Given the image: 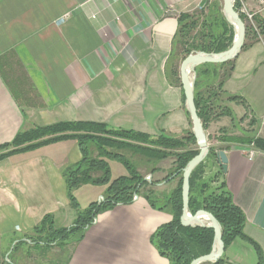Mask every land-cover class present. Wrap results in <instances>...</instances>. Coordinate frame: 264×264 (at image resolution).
I'll use <instances>...</instances> for the list:
<instances>
[{"label":"crops","instance_id":"0c3cea01","mask_svg":"<svg viewBox=\"0 0 264 264\" xmlns=\"http://www.w3.org/2000/svg\"><path fill=\"white\" fill-rule=\"evenodd\" d=\"M240 1L264 24V0ZM202 3L0 0V145L23 129L63 122L105 124L151 137H183L193 131L182 84L171 83L167 69L178 16L200 10ZM233 60L223 91L241 98L225 104L236 121L221 117L205 132L211 130L215 138L225 128L239 135L252 119L256 125L251 129L264 139V37ZM216 142L228 157L227 187L246 216L245 234L264 252V152ZM90 151L97 157L94 145ZM82 158L78 141L69 139L0 160V264H170L151 237L172 216L152 208L143 196L99 214L83 239L64 250L26 239L47 215L58 228L73 225L77 211L70 204L64 171ZM106 161L113 180L129 175L118 160ZM219 168L217 159L209 163L206 178ZM174 184L162 182L153 190ZM107 189L78 188L79 209L100 202ZM237 240L225 249L227 260L258 264L256 252L257 260L245 259V245H251Z\"/></svg>","mask_w":264,"mask_h":264},{"label":"trees","instance_id":"16d2710c","mask_svg":"<svg viewBox=\"0 0 264 264\" xmlns=\"http://www.w3.org/2000/svg\"><path fill=\"white\" fill-rule=\"evenodd\" d=\"M239 6V2H236L235 9L238 10ZM209 8L211 14L204 16L202 20L201 16L204 15L205 10L182 13L178 16L179 29L173 40V50L167 69V76L171 83H181L178 69L180 66L175 65L180 54L182 59H185L193 52L221 53L231 47L235 33L222 14L220 0L213 2ZM240 17L246 27L245 44L242 48L245 50L252 43L264 37V24L255 16L254 22L257 25L255 29L243 14ZM233 71L234 60L221 64H202L196 67L195 104L205 131L208 130L212 121L221 117H229L233 123L236 121L234 113L225 104L241 101V98L228 95L223 91L224 84ZM243 121L244 119L241 123ZM255 125L256 122L251 119L248 122L249 129L240 130L239 135L228 134V130L222 128L220 133L223 136L209 137V140L253 146L264 152V139L258 136L256 130L251 129ZM116 138L138 143L130 144L115 140ZM69 139L78 141L83 153V158L78 164L64 171L70 204L77 211L76 220L70 227L58 228L53 216L47 215L26 239L37 245L55 246L64 250L68 245L76 244L83 239L87 229L99 214L117 205L131 204L136 195L143 196L152 208L167 212L172 216V220L158 228L151 237L154 247L161 256L169 260L170 264H191L193 260L212 251L214 244L212 228L181 225L183 169L199 153L192 131L183 137L167 134L151 137L131 130L111 129L105 124L63 122L21 130L11 142L0 145V160ZM140 143L153 146H144ZM92 145L98 152L97 157L91 154ZM123 148L133 149L137 154L158 161L172 157L173 169L163 181L150 182L137 172L129 159L111 151ZM228 148L229 146L223 147V150ZM219 150L221 148L217 144L212 145L206 160L191 175L189 211L192 214L199 210L211 213L221 225L225 249L236 239H241L254 248L258 264H264L262 248L245 234L247 219L227 187V174L219 168L213 178H206L208 164L217 159L216 154ZM107 159L121 162L127 168L129 175L113 180ZM155 172H158V169L152 170V173ZM162 182H175L176 184L170 191L153 190L154 186ZM84 185H107L108 189L101 202L92 203L85 210H80L74 193ZM214 264L231 263L224 254Z\"/></svg>","mask_w":264,"mask_h":264},{"label":"water","instance_id":"95a60500","mask_svg":"<svg viewBox=\"0 0 264 264\" xmlns=\"http://www.w3.org/2000/svg\"><path fill=\"white\" fill-rule=\"evenodd\" d=\"M236 0H223V12L229 14L237 28H235V37L231 47L221 53L210 54L204 52H195L188 55L181 63L180 66V79L185 94L186 108L190 114L191 122L193 125V135L196 139L197 147L199 150L192 160L189 161L187 166L183 169V214L181 217V225L185 227H204L212 228L214 230V244L212 251L204 256H201L192 261L191 264H214L218 262L225 252V244L223 242L222 228L218 220L209 212L199 210L195 214L189 211V197H190V178L193 171L204 162L210 153V145L208 136L204 130L203 123L199 118L197 107L195 104V70L196 67L202 64H221L235 59L245 44L246 27L242 21L240 14L235 9ZM226 16V15H225ZM216 158L221 169L228 172V157L225 151H218ZM206 216L210 219L211 223L206 225L200 223V217ZM215 247L217 248L215 250Z\"/></svg>","mask_w":264,"mask_h":264},{"label":"rangeland","instance_id":"374dc122","mask_svg":"<svg viewBox=\"0 0 264 264\" xmlns=\"http://www.w3.org/2000/svg\"><path fill=\"white\" fill-rule=\"evenodd\" d=\"M215 1H217V0H211V1L210 0H206L205 2H203L201 4L199 9L200 10H205L204 15H202V16L200 15L201 16V20L203 19L204 16H207V15L211 14V9L209 8V5H211ZM236 2H239V0L235 1V5H236ZM222 3H223V0H221V4ZM239 9H240V6L238 7V10ZM200 10H198V11H200ZM238 10H237V12H238ZM178 49H179V51H181L180 48H178ZM193 53H195V52H193ZM210 54H217V53H210ZM182 60H184V58L182 59V55L180 54L178 60L175 61V65L177 64L176 66H181ZM178 69H179V72H180V68H178ZM211 132H212L211 130L206 132L207 136L210 135L209 133H211ZM239 134H240V132H239ZM210 136H211V138H214V137H212V135H210ZM111 138H115V137H111ZM208 138H209V136H208ZM115 140H120V141H123V142H126V143H130V144L138 143V142H135V141H129V140L125 141V140L117 139V138ZM208 142H209L210 146H212L214 144L216 145V143H217L215 139H212V140L208 139ZM140 144H142V143H140ZM142 145L150 146V147L153 146V145H149V144H142ZM155 148H158V147L156 146ZM111 151L113 153H117V154L125 156L133 164L136 163L137 165H139L141 167V169H143V171H144L145 179L150 181V182L151 181H155V182L163 181L165 179V177H167L169 175V173L171 172V170L173 169L174 160H173L172 157H170L169 159L163 160V161H158L156 159H149V158H147L146 156H144L142 154H137V153L134 152L133 149L123 148V149H112ZM154 169H158V172H157V174L155 176H153V174H152V170H154ZM175 184L172 185V186H169V187L162 188V189H163V191H170L172 188L175 187ZM237 244L238 245L241 244L243 246L245 245V243L243 241H241V240H237ZM245 246H246V252H245L246 261L249 263L251 261V259L252 260H257L254 249L251 246L247 245V244ZM66 256H67V254L63 253V259Z\"/></svg>","mask_w":264,"mask_h":264},{"label":"built area","instance_id":"2783aa9c","mask_svg":"<svg viewBox=\"0 0 264 264\" xmlns=\"http://www.w3.org/2000/svg\"><path fill=\"white\" fill-rule=\"evenodd\" d=\"M202 1L205 2L206 0H202ZM239 3H240V9L238 10V13H239V14H243V15L246 17L248 23H249L251 26H253L255 29H257V25H256L255 22H254L255 14L252 13V12H250V11L247 9V7L245 6V4H244L242 1L239 0ZM201 9H202V8H201ZM252 147H253V146H252ZM253 156H254V151H251L250 154H249V158H250V159H253ZM137 199H138V196L135 195V196L133 197V200H137ZM102 200H103V199H101L100 202H101Z\"/></svg>","mask_w":264,"mask_h":264},{"label":"bare ground","instance_id":"6f19581e","mask_svg":"<svg viewBox=\"0 0 264 264\" xmlns=\"http://www.w3.org/2000/svg\"><path fill=\"white\" fill-rule=\"evenodd\" d=\"M222 14L224 16V18L226 19V21L233 27L234 31H235V28H237V25L235 24L233 18L229 15V14H224L223 12V7H222ZM226 15V16H225ZM236 34V33H235ZM200 223H205L206 225H209L211 223L210 219L207 218L206 216H201L200 217ZM217 248L215 247V250Z\"/></svg>","mask_w":264,"mask_h":264}]
</instances>
